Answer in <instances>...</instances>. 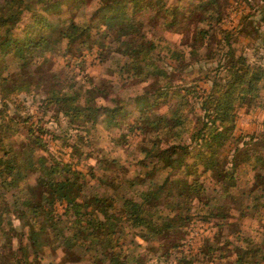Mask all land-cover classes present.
<instances>
[{"label":"trees","instance_id":"16d2710c","mask_svg":"<svg viewBox=\"0 0 264 264\" xmlns=\"http://www.w3.org/2000/svg\"><path fill=\"white\" fill-rule=\"evenodd\" d=\"M71 3L89 6L88 18L71 11L49 29V14ZM230 4L0 0V264H264V130L244 140L235 134L240 109L264 104V61L237 53L221 27ZM155 7L169 29L192 28L186 43L144 29L142 14ZM95 46L112 52L110 75L118 79L77 81L48 57H80ZM160 54L179 72L199 68L202 86L175 84L155 63ZM34 92L38 117L23 98ZM48 115L54 129L45 125ZM100 120L119 127L109 140L115 146L141 136L132 173L109 153L82 159ZM64 134L74 136L65 141L68 160L44 138ZM89 159L96 164L80 169ZM194 220L213 231L187 250ZM48 252L60 253L59 261L46 263Z\"/></svg>","mask_w":264,"mask_h":264},{"label":"rangeland","instance_id":"374dc122","mask_svg":"<svg viewBox=\"0 0 264 264\" xmlns=\"http://www.w3.org/2000/svg\"><path fill=\"white\" fill-rule=\"evenodd\" d=\"M228 1H230L231 4L230 7L228 6L229 9L227 10L226 17L224 18L221 27L227 29L233 34L231 41L232 45L236 48L237 53L246 54L249 60L264 61V1ZM71 5L72 3L65 4L59 13L49 14V29L59 26L63 19L69 18L71 11L77 14V16L80 15L82 17L81 19L88 18L87 11L90 9L89 6L86 8L81 6L79 9L75 10L72 9ZM157 9L158 7H155L153 10H147L142 14L144 29L150 33H154L156 36H164L169 41H171L172 44L182 45L186 43L190 33H192V28H189L188 26L185 32L181 30L177 31L175 29H169L168 24L165 22V19L161 18ZM30 20L31 14L28 13L23 24L17 30V35L23 36V30L24 28H27ZM100 24L102 25V23ZM97 29L98 28H96L95 31H97ZM110 41L111 37L107 39V43H110ZM48 57L53 60L54 68L56 70L63 71L67 77L74 76L77 81H84V79L87 78L86 75L95 76L97 80H100L101 77H105L107 79L113 77L114 79H118V77L110 75L113 62L111 58L112 52H104L100 54L96 46L92 50L85 48L83 54L80 55V57L73 53H67L65 56H63V51H61V53H49ZM5 60L8 61V63H12L10 55H7ZM154 61L157 65H159V67H163L174 74L172 78L175 79V84H195V86H198V88L202 86V82L195 81L196 77H200V75H202V73H199V68L195 67L190 73L179 72L177 65L165 54L156 55ZM142 76V78H146L145 75ZM36 92L33 94L23 95L25 103L31 113H34V117H38L40 115L37 112L38 103L35 101ZM161 106V110L163 111L168 105L166 103H162ZM128 109L132 112L131 116L138 114L134 104L129 105ZM49 115L44 119L45 125L51 129H54L56 124L52 121H49ZM262 130H264V104L258 108L242 107L239 111L235 134L237 136H242L244 140V138L248 139L249 136L258 134ZM119 131V127H108L106 123H103L100 120L98 126L92 129L89 133L88 138H91V140L88 143L89 145L83 148L84 154L82 159H84V155H86L88 152H92L96 156H99L103 153H109L110 155L120 157L121 160L124 161L125 165L130 167L132 173V171L136 169L134 162L136 161L139 151L136 144L141 136H136L133 134L130 136V145L115 146L109 140L110 137L116 136ZM75 133H77L76 130L69 131L70 135ZM72 137L68 138L64 134L62 135V139L53 140L49 135L44 136L46 140H49L48 146L50 152L55 154L57 157L67 160L71 158V149L65 143V141L68 143H73L74 141L71 140ZM76 161L77 160L75 159L73 160L74 163H76ZM88 164H96L95 159L82 160L79 168L86 170ZM248 226L250 228L252 225H250L249 221H244V227L247 229ZM187 231L188 235L186 238L187 241L185 249L192 250L196 249L201 244L202 238L205 235H211L213 230H211V223L194 220L189 224ZM45 256L46 263H49L51 259H57L59 261V258L61 257L60 253L55 255L51 252H48ZM65 264H90V262L83 260L82 262H69Z\"/></svg>","mask_w":264,"mask_h":264}]
</instances>
